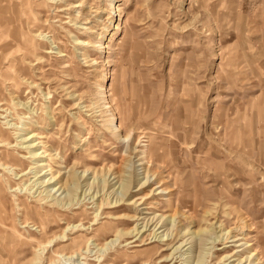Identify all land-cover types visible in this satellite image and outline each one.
<instances>
[{
  "label": "rangeland",
  "instance_id": "rangeland-1",
  "mask_svg": "<svg viewBox=\"0 0 264 264\" xmlns=\"http://www.w3.org/2000/svg\"><path fill=\"white\" fill-rule=\"evenodd\" d=\"M11 1L20 12L8 16L7 39L21 33L31 50L21 67L23 54L8 59L0 44V230L10 239L0 264H233L224 256L245 257L239 242L264 264V0ZM26 131L57 154L48 172L97 178L81 181L73 207L31 197L36 177L20 175L34 166ZM134 156L154 176L131 184L144 205L115 202L101 186L111 173L121 182ZM158 185L168 192L151 193ZM145 206L193 231L216 217L242 240L211 234L201 250L151 230L115 240Z\"/></svg>",
  "mask_w": 264,
  "mask_h": 264
},
{
  "label": "bare ground",
  "instance_id": "bare-ground-1",
  "mask_svg": "<svg viewBox=\"0 0 264 264\" xmlns=\"http://www.w3.org/2000/svg\"><path fill=\"white\" fill-rule=\"evenodd\" d=\"M16 2H18V1H16ZM23 2L25 4V2H27V1L23 0ZM17 5L18 4H16V3L13 4L11 0H0V22L3 20L7 21V23L5 21V22H2L0 24V26H1L0 28L2 29V33H3L2 37L0 38V44H1V47H3L5 49V55L8 59L10 57H13V56L17 57L18 56L17 54H19V55L23 54L22 57H20V56L17 57V60L19 62V66L23 67L20 64L23 61L24 57L30 53V50H31L30 40L22 39L21 33H19V35H17L16 39H14V40H12V37H10L12 42L10 39H7V33L10 32V29H9V27H7V25H10L12 30L14 29L12 26H15L14 23H12V21L10 20V18H8V16H10L11 14L13 16H18V13L20 11L18 10ZM29 11H30V9H28V10L26 9L24 12L28 13ZM117 28H118V26H115V29H117ZM74 41H75V44L79 45V46L85 44V42L78 39V37H75ZM57 53H59L60 56L64 55L60 50H58ZM78 54H79V56L82 57V59L88 58V56H86L83 51H78ZM110 127L112 130H116L113 127V125H110ZM0 132H1V129H0ZM23 135L24 136L22 137L21 142H27L28 143L27 146L24 148L27 149V153L29 154L28 157L31 158V164L34 165L33 166L34 168L33 167H32L33 169L30 168L29 170L22 172L20 175L23 176L24 174H27L30 172L32 174H34L33 177H36L35 183L38 184V186L36 185V187L39 188L37 190V194L35 196H31V197H34L35 199H37L38 202H40V204H47V202L51 203L50 206H52V208L56 207L57 209H63L65 206L73 207V200H74L73 195L76 194L81 181H85V183L88 186H92L96 183L97 178L93 177L91 179V175H89L90 173L88 170L78 171L73 167L70 168L68 171L66 170L65 172H61V170H57L55 174L48 172V171H50V168L48 170L44 169L45 158L47 156V157H49V159H56L57 154L55 152L54 153L48 152L47 154L44 155L43 153H45V152L43 150H41L42 149L41 145L39 143L35 142L34 134L30 133L29 131H26V132H24ZM132 149H133V153H135L136 156L138 154H140V153H138L140 151L136 150V147H133ZM134 159H135V156L131 157L129 160H127V164H126L127 167L125 168V172H123V180L121 182L118 183L117 176H115L113 173H111L108 176L104 177L102 180H100L101 184H102L101 186H102V188L105 186H107V188H111V191H109L107 193L108 195H110V193H112L114 191L113 194H111V195H113V196L116 195L115 202L121 201L122 204H123V202H126L125 204H128V205H130V204H138V205L148 204V203H145V201H143L142 199H136L135 200V199L131 198L132 196L130 195L131 184L134 181L138 182L137 184H139V188H144V187L148 186L149 183L152 182L153 177H154L153 175H151L149 173V170H148L149 162H147L145 160V157L139 156L136 160H134ZM0 165H4V164L0 163ZM3 168H5V167H3ZM30 179L31 178H28V180H30ZM154 191H157L156 194H163V193L168 192V191H165L163 188L160 189V185L155 186L151 189V193H153ZM34 193H36V192H34ZM106 199H108V198H106ZM111 202L109 200V204H111ZM21 204L23 205L24 203H21ZM21 204H19L20 209L26 208V205H23V207H22ZM119 204H121V203H119ZM113 206H116V205H113ZM148 208H150V207L145 206V207H142L140 210L138 209L139 210L138 213L148 214L145 217H141V215H137V212L134 215L130 216L129 217L130 220L137 221L135 227L131 230H125V229L118 230L117 232H115L116 233V235H115L116 239L115 240H117V238H120L121 235L125 236V235L132 234L133 232H135L134 236H136L139 233L143 234L147 230L148 231L151 230L152 237H154V238L157 237L156 241L165 242L166 245H170L175 240V237L178 234H181L182 236H186V235L189 236L187 239L185 238L184 239L185 241H183L181 244H183L187 241L191 242L193 240V238H195L194 242H195V244H197L199 246L198 248L200 250L202 249L201 245L206 240L204 237L210 236L211 234H217L219 241H221L223 243H225L226 240H229V238H232L231 242H239L240 240H242L241 237L236 238V235L233 234L234 233L233 229L235 227L227 229L226 231H223V228H222L223 224L221 222H219V220L216 217H214L213 221H209V223H207L205 227L199 226V228H197L196 231H193L190 228H188L187 226L181 227L180 221H179L178 216L176 214L166 216L163 214L143 211V210H147ZM135 209L137 210L136 207H135ZM3 211H4V209H3ZM26 213L30 214L31 217L35 213L37 214L36 211L30 210L29 208L26 211ZM206 213L209 214V212H206ZM151 226H152V229H150ZM37 227H38L39 232H43L47 229V224L46 223L45 224H38ZM75 227L76 226L71 227V228H75ZM4 234H6V232L0 230V240L7 239V241H10V239L7 236H5ZM159 234H162V235H159ZM115 240H113V241L111 240V241L114 242ZM106 243H108V242H106ZM180 245L176 246L175 249L178 248ZM5 246H6V248H8L7 243L5 244ZM236 246L240 247V248L242 247V251L247 250L246 252L248 253V248L245 247V242H239L236 244ZM3 249H5V248H3ZM103 249H105V248H103ZM1 251H2V247H0V252ZM9 251H11V250H9ZM247 253H246L245 257L244 256L241 257V255H239L238 251H236L235 253H230L224 257H226L225 260L230 259L233 264H253V263L258 264V262H257L258 257L256 256V253L255 252L250 253V254H247ZM171 255H172V253H171Z\"/></svg>",
  "mask_w": 264,
  "mask_h": 264
}]
</instances>
